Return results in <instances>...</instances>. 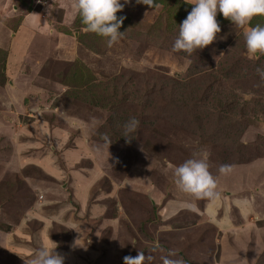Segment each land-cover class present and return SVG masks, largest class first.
<instances>
[{
    "label": "rangeland",
    "instance_id": "374dc122",
    "mask_svg": "<svg viewBox=\"0 0 264 264\" xmlns=\"http://www.w3.org/2000/svg\"><path fill=\"white\" fill-rule=\"evenodd\" d=\"M131 2L117 13L124 35L109 47L79 13L60 26L58 0H34L48 25L32 36L22 69L16 54L8 63L20 19L5 12L0 264H31L42 249L63 264H123L139 251L145 264H264V78L232 87L217 71L241 52L264 70V55L246 50L249 24L218 21L205 64L199 51L173 50L193 0H174L168 13ZM15 67L18 77L5 75ZM133 117L139 127L121 141ZM205 152L219 195L195 198L174 172Z\"/></svg>",
    "mask_w": 264,
    "mask_h": 264
},
{
    "label": "clouds",
    "instance_id": "9594fccd",
    "mask_svg": "<svg viewBox=\"0 0 264 264\" xmlns=\"http://www.w3.org/2000/svg\"><path fill=\"white\" fill-rule=\"evenodd\" d=\"M40 2V0H38ZM130 0H76V8L87 31L106 38L111 47L123 37L120 32L125 17L117 16L123 11L124 4ZM138 3L151 6L154 0H137ZM192 10L179 25V33L173 43L174 51L188 54L197 53L213 44L221 31L217 21L218 12L233 25L250 24L254 17H264V0H193ZM246 50L250 55H264V26L257 24L244 33ZM264 78V70H258ZM139 120L129 118L123 125V138L131 142L139 127ZM221 172L225 171L222 166ZM174 183L184 193L195 198L216 197L217 185L207 164V153H201L177 166ZM74 230V229H73ZM145 253L138 252L135 257H124L123 264H145ZM31 264H63V258L54 250L42 249ZM165 264H183L182 260H166Z\"/></svg>",
    "mask_w": 264,
    "mask_h": 264
},
{
    "label": "crops",
    "instance_id": "0c3cea01",
    "mask_svg": "<svg viewBox=\"0 0 264 264\" xmlns=\"http://www.w3.org/2000/svg\"><path fill=\"white\" fill-rule=\"evenodd\" d=\"M131 1L132 0H130V2ZM33 2L34 0H0V28L2 27L1 25L2 21L6 20L5 12L8 11L10 7L20 19L17 29L15 30V32L12 33V36H11L12 38L11 43L13 44L14 48H17L19 50L17 52L13 50V52L11 51L10 53V49H9L10 56L8 58V63H10L11 60L14 59L13 55L16 54L15 59H17L18 63H20L21 69L24 63H26L28 60L27 57H28L30 48L27 49V47L29 46L31 41L33 42L35 40V39L33 40L32 36H35V38L39 36L40 35L39 33L42 30H45V28L42 29L43 28L42 25L43 24L48 25V22H46V20L44 19V17L46 18V15H47V14L45 15L46 7L42 9L44 13H39L35 9L31 8L32 4H34ZM58 3H59L58 8L63 12V15L61 16V19H60L61 22L59 21V25L66 26L67 22L70 21V18L72 17L74 19V15L76 16L78 13V9L76 8V0H58ZM132 5L133 6L136 5L135 1L132 4H130V6ZM56 31L60 32L63 30L61 27H57ZM17 69L18 68L15 67L13 70H9V73L7 70L5 72V75L9 76V74H11L12 78L18 77L19 72ZM202 221L204 222L205 219H202ZM239 227L240 226H237L231 223V226L229 228L233 230V233L237 234L238 232H240V229H241V227L240 228ZM224 233H226L224 228L223 229L220 228V230H218L219 237H222Z\"/></svg>",
    "mask_w": 264,
    "mask_h": 264
},
{
    "label": "trees",
    "instance_id": "16d2710c",
    "mask_svg": "<svg viewBox=\"0 0 264 264\" xmlns=\"http://www.w3.org/2000/svg\"><path fill=\"white\" fill-rule=\"evenodd\" d=\"M173 2H174V0H154L153 5H151V6L146 5V6L153 8V7L160 5V6H162L165 13H168V11L171 9L172 6L176 7L175 6L176 4H173ZM187 9H188V6H187ZM187 15L188 14L185 11V14H183L179 18L180 21H179L178 25H180L187 18ZM118 17H120V16H118ZM222 18H224L222 15L219 16L217 18V21H220ZM262 19H263V17H260V16L254 17L251 20L249 26L255 27L257 24L261 23L259 21H261ZM125 21H127V20L125 19L124 23H125ZM227 21L229 22V20H227ZM124 23H123L122 27L120 28V32L121 31L124 32L126 29V26ZM170 29L172 31V28L169 27V30ZM177 36H178V32H177ZM207 49L208 48H205L203 50H199V53L205 56L204 57L205 64H207L206 62L209 63V61H210V58H209L210 56L208 58H206L207 57L206 52H204ZM230 57H231L230 59H227V60L225 59V61L222 64H219V67L217 68V71L220 74V76H222L226 81H228L230 86L236 87L237 86L236 84L244 83L246 80H251L254 77H257V76H254V74L257 75L259 73L258 70H259L260 62L254 63V62L247 60L245 57H242V52L240 53V55H235V56L231 55ZM193 60L196 61V58H193ZM204 61L203 60H197V62H198L197 64L199 65L200 62H204ZM193 67H194V65H193ZM209 67L213 68V66L208 65V67H203L200 70H203V71L208 70L209 71ZM257 78H259V77H257ZM263 81H264V79H263ZM190 102H191V99H190ZM121 141H126V140L123 138Z\"/></svg>",
    "mask_w": 264,
    "mask_h": 264
}]
</instances>
